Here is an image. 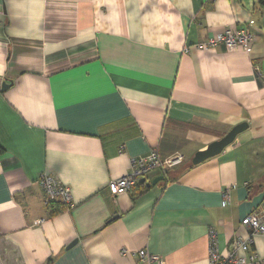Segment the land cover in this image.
I'll use <instances>...</instances> for the list:
<instances>
[{
    "label": "crops",
    "instance_id": "crops-1",
    "mask_svg": "<svg viewBox=\"0 0 264 264\" xmlns=\"http://www.w3.org/2000/svg\"><path fill=\"white\" fill-rule=\"evenodd\" d=\"M251 20L250 51L197 47ZM257 67L264 75L260 0H0V264H136L139 249L209 264L211 228L233 253L264 203ZM155 146L185 160L113 196L109 181ZM44 175L71 188L73 208L52 213ZM253 238L264 259V235Z\"/></svg>",
    "mask_w": 264,
    "mask_h": 264
},
{
    "label": "built area",
    "instance_id": "built-area-1",
    "mask_svg": "<svg viewBox=\"0 0 264 264\" xmlns=\"http://www.w3.org/2000/svg\"><path fill=\"white\" fill-rule=\"evenodd\" d=\"M255 24L254 20L249 25L233 30L226 28L206 41L197 44L200 49L214 48L220 44H224L227 49L233 50L241 47L245 51H250L255 39V35L251 31V26ZM189 51L188 49H186ZM257 74L260 78L264 75L260 68L257 67ZM185 160L182 153H175L169 157H162L158 146L153 147L150 152L141 157H135L131 161V169L124 176L109 181L108 186L113 196L126 193L142 178L149 177L156 171H167V169L181 164ZM41 185L45 190L48 200L60 199L67 209L74 207L71 188L62 184L53 175H44L41 177ZM225 201L229 200L230 189H226L223 193ZM242 224L250 229V237H238L233 240L234 252L224 255L220 252L218 246V232L211 228L209 231V264H264L257 253L252 250L254 244V235H264V203L249 213L242 219ZM240 251L242 253H240ZM123 252H126L123 250ZM137 257L136 264H164L163 259L147 249H139L135 252Z\"/></svg>",
    "mask_w": 264,
    "mask_h": 264
},
{
    "label": "water",
    "instance_id": "water-1",
    "mask_svg": "<svg viewBox=\"0 0 264 264\" xmlns=\"http://www.w3.org/2000/svg\"><path fill=\"white\" fill-rule=\"evenodd\" d=\"M10 85L9 83L5 80L2 83V90H5L8 88ZM249 124L247 122H242L236 126H234L225 136L222 138L212 142L208 147L203 150L199 151L193 158V163H198L201 160H204L206 158H209L211 156L217 155L220 152H222L228 145H230L236 136L246 130L248 128ZM164 179V175L158 176L154 178L152 181H147V178H142L140 179L141 183H146L148 187L155 185L159 180Z\"/></svg>",
    "mask_w": 264,
    "mask_h": 264
},
{
    "label": "trees",
    "instance_id": "trees-1",
    "mask_svg": "<svg viewBox=\"0 0 264 264\" xmlns=\"http://www.w3.org/2000/svg\"><path fill=\"white\" fill-rule=\"evenodd\" d=\"M260 3H261V5H263L264 6V0H260ZM2 152H4V149L3 148H1L0 147V153H2ZM141 183L140 182H138L135 186H137V185H140ZM50 201V203H52L53 205H56V203H57V207H54L53 209H52V213L53 214H55V213H57V212H59V211H62L63 209L64 210H67V206L61 201V200H58V199H53V200H49Z\"/></svg>",
    "mask_w": 264,
    "mask_h": 264
}]
</instances>
